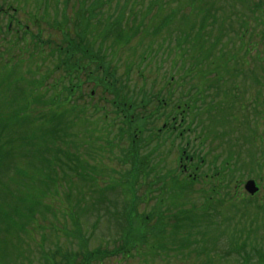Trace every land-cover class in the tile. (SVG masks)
Masks as SVG:
<instances>
[{"label":"rangeland","instance_id":"1","mask_svg":"<svg viewBox=\"0 0 264 264\" xmlns=\"http://www.w3.org/2000/svg\"><path fill=\"white\" fill-rule=\"evenodd\" d=\"M13 0H11L12 2ZM113 4L110 5L109 15L114 13L116 9V4L119 0H112ZM122 2L121 6L123 5L127 8V11L129 12L131 10V6L135 4L134 7H137L136 9L143 7L146 5H142V1L145 0H120ZM172 6V10H175V16L173 18L172 23L169 25L168 29H164V32H162L158 40H154L151 38H148L147 40L142 43V47L139 46L137 50L144 54L143 57V63L142 68H139L140 66H137L140 62L141 55H132L130 56V59L136 62H131L130 60L125 58V54L128 53V50H119L117 53V57L114 58L115 54L112 56L110 50L106 48V51L103 53V55L109 56L106 58L108 64H111L113 69H117V72H114L118 76H123L124 78L129 79V89L133 90L131 92H128L130 95L135 97V101L142 102L141 98V87L136 89L135 87L137 85L141 84V76L146 77L148 84L150 82L160 79V81H165L168 79V77L179 76L180 71H184L180 68V62L175 67L172 68L175 55L177 58H180V54L176 52L175 50V44L174 39H177L180 32L183 33L186 31V33H192L195 37H198L199 33L198 30L188 29V24H186L183 20L184 17L189 16L194 19L195 14H202L200 13L202 9L193 6L192 0H170ZM228 4L223 5H238L243 6L240 9H236L237 17H246L248 21V8L250 5H248L249 0H228ZM15 2L20 3V0H15ZM201 0L198 2V6H200ZM1 5V4H0ZM48 6V4H46ZM218 6H221L222 3L219 1L217 3ZM248 5V6H247ZM108 6V5H107ZM203 6V4H202ZM80 7V5H79ZM218 9V8H216ZM117 10V9H116ZM214 12V11H213ZM63 14V20L68 16L70 17L69 24L66 26V33H73L72 29V18H73V12L71 15H66L64 11ZM45 16V23L42 24L40 28H30L27 31L29 34L25 35L24 28L20 30V33L18 32L17 25L15 24L11 31L7 33V27L9 19L1 21L0 25L3 24V27H0V40H5L6 42H0V55L3 53V51H6L8 48H14L17 51H21L26 48L34 49L38 39L36 36L39 33L42 34V37L44 40L54 38V40L58 41L61 40L63 37L62 34H59L61 31L64 30V28L59 23L58 16H54L55 20L52 22L50 19L53 17L49 11L48 8H46V11L44 13ZM167 17V16H166ZM163 18V17H162ZM202 16H199V20L197 21L196 27H200L202 23ZM253 22L250 23V28L252 29V32L250 34L239 35L238 40L236 41V48L238 51H241L243 55L247 54V47L248 43L254 41V49L253 53H250L252 55V59L249 61V63L245 66H239V63H235L234 58L235 56L233 54H230L229 57H226L225 64L228 65L227 68H225L227 73L234 74L235 77L239 78V80L244 84L245 86V94L244 97L246 100L251 99V93L252 90L249 89V87L246 84V80H250V77L248 76L247 70L253 71V82H258V87L260 89V93L257 94L253 92V99L251 102H253L256 106L261 107L263 105L264 100V17H262L259 14L253 15ZM23 24V22H22ZM26 25V24H25ZM50 25V26H45ZM52 29L56 30L55 32L52 31ZM254 29V32H253ZM247 30L245 31V33ZM25 35V36H24ZM243 36V39L241 38ZM255 36V40L253 37ZM23 37V38H22ZM114 38V35L110 37V40ZM165 38V40H163ZM22 39V40H21ZM242 39V41H241ZM90 40L95 41L94 37H90ZM164 41V42H163ZM138 40L134 39L132 40L131 44L128 46L127 49H133L134 45H138ZM140 44V42H139ZM163 44L160 51L158 50L159 45ZM109 45V44H108ZM152 45H154V49H152ZM101 46L100 41H96V45H94V48L96 51H99ZM167 47L168 50H171V54L169 57H167ZM114 51H117L114 47ZM235 49V46H234ZM152 50V51H151ZM235 52V50H234ZM209 56L212 58V60L217 59V56L213 53H210ZM209 56L207 60L209 59ZM18 62L14 63H8L10 66L17 64ZM217 63H220L217 61ZM8 64H5L3 62H0V74L2 70V66H7ZM19 64V63H18ZM24 71L27 75H30L31 70L34 74H37V76L45 80L47 72L46 68L42 69L37 66V64L29 65L27 63H23ZM133 64V65H131ZM189 67V66H188ZM95 67H93L94 69ZM128 69L130 71L128 72ZM239 71V73H237ZM189 74L192 73V71H188ZM159 73V74H158ZM34 77V76H33ZM38 77H34L36 79H39ZM159 77V78H156ZM233 80L235 77L230 76ZM59 78V76H51L50 82L46 85V88L49 89L47 94H44V96L47 97V99H51L53 96H58L62 94L64 85L60 86L56 79ZM197 79L201 78L200 75H197ZM2 82V79H0V84ZM164 82V83H165ZM203 83L206 84V78L203 79ZM217 83H213L215 86H217ZM57 85V91L54 89H51V85ZM91 87V86H89ZM255 87V86H254ZM37 88V87H36ZM160 88V86H159ZM156 89V90H159ZM41 91L44 92V89L40 88ZM135 90V92H134ZM227 89L223 88L216 92H213V95H215L217 98H222V94ZM58 93V95H57ZM25 94V91L19 96L21 99V96ZM69 95L68 93H66ZM64 96V97H67ZM166 95V94H164ZM102 102L105 103V99L102 97ZM108 104V103H107ZM248 106L247 104H245ZM14 102L8 104V102H3L2 105H0V109L3 111L6 108H12L14 107ZM109 106L112 108L113 113L115 114L113 107L109 104ZM4 108V109H2ZM18 108V106L14 107ZM254 108V107H253ZM55 111L56 113L62 112L63 114H66L69 112V110H66L64 106H54L50 107L49 111ZM147 110V106H146ZM260 110V109H259ZM261 111V110H260ZM91 112V113H90ZM94 111L85 112L83 115H77L74 119L77 122H82V124H85L88 118H91ZM137 112H139V109H137ZM237 113V107H233L230 110L231 115H236ZM260 116L263 118L261 120L255 119V117H252L251 120V126H252V133L256 134L258 138L262 141H264V116L260 114ZM88 117V118H86ZM110 117H115V115L110 114ZM232 118V117H231ZM72 119V118H70ZM73 119V120H74ZM120 119V118H119ZM82 120V121H81ZM121 120V119H120ZM82 124L77 129L81 130L84 128H87V126L82 127ZM161 125V124H158ZM248 125L244 128V136L246 139V148L243 154H237L230 146H226L225 148H222V152L230 153L234 152L236 155L240 158V160L247 162L250 167V172L248 174V177L256 178V180L259 182L261 178H264V147L261 142L259 141H252L248 142L249 140H252V135L249 132H246L245 130L248 129ZM149 126H152V123L149 124ZM187 126H190L192 130L194 129V126H191V123L188 122ZM102 127V126H101ZM236 127V122L231 119V128L232 131ZM0 128H3L0 125ZM90 128V127H89ZM100 128V127H99ZM189 137L197 138V134L194 132L188 133ZM99 137H97L94 140H97ZM91 140L89 142L88 146L83 145V141H78L77 143L81 142V146L77 147L78 155L80 159L85 164L81 167V173L86 177L87 180L77 178L76 175L73 173H64L63 171H57V177L62 178L61 175H67L70 177L71 175H74L72 178L71 185L64 184L63 191L60 192V195L55 196L53 192H46L43 186H39L38 184H35L36 181H45L48 178H52L51 176H46L43 172H37L32 169H28L29 165L25 164V160L20 157V153L17 152L14 149L13 145H6L4 140V133L0 130V156H3L5 159L8 160V163L6 166L0 167V182L4 183L8 179L14 178L15 173H18L20 175H27L29 179H23L22 185H29L28 186V193L26 195V203L28 205H39L42 207V209H45L46 207L51 209V212H48L44 215H41L40 213H37V219L32 218V220L29 222L28 228H26V232L23 231V229L19 226L18 228L7 231L6 233L2 230H0V264H51L49 262V259H51V255L57 253L58 251L60 254L61 261L65 255H69L71 253L74 254H85L87 251H97V250H103L108 251L110 257L102 260V264H241L243 258L241 256H245L246 254L251 255V262L252 264H256L255 262L261 257L264 259V207L261 206V203L263 202V191L258 197L253 199L251 205L249 207L247 206L246 200L239 201L238 205L229 204V199L233 195V188L234 184L237 181L236 176L239 177V173L235 174V171H232L229 173L230 176H227L225 178V182L228 183L227 188L224 190L222 196L223 199H221V202L219 201V198L216 197L213 201V209L207 213L206 215H209V218L211 220H214V224L217 226L216 230L213 228V236L219 237L217 240V246L215 249L218 250L221 255V258L224 260L217 262H208L205 258H198L196 256H189L186 253L179 254L177 252H170L168 254H164L161 252H158L159 256H155L151 260V251H134L132 250L131 254L128 256L118 255V253H115L118 247L121 244V230L118 229L115 222L111 220V218L106 213V210L111 207V200L115 202V198L119 199L120 203H123L124 197H122L119 193H105L107 185L111 184L112 180L117 176V173H111L109 174L107 172L108 178L101 177L99 178V189L91 182L93 178V172H98L104 174L105 167L107 163H109L107 166H120L123 167L122 163L120 162L119 158L116 156L115 151L113 152V155L115 157H103L101 155V149H100V142ZM76 141V139H75ZM200 144L198 141L197 145ZM167 148V146H166ZM202 150L201 155L205 156L206 152L208 150L207 147H199ZM120 150V147L119 149ZM91 151L94 155L97 154V156H94L89 153ZM166 149L162 151V153H166ZM161 149H159V152L154 157H151V161H160V170L165 166L166 161L165 159H162ZM177 155V152L175 153ZM210 159V158H209ZM171 160V159H170ZM169 159H167V166L168 168L172 166L174 167V164L170 162ZM221 162V161H220ZM219 162V164H220ZM176 163V162H175ZM111 164V165H110ZM241 164V163H240ZM209 161L206 159V163H204L201 174H207L208 168H209ZM50 166H53V164H50ZM240 166V165H239ZM65 177L64 179H66ZM53 179V178H52ZM228 179L230 181L228 182ZM14 180L10 182V185L13 184ZM0 183V184H2ZM44 184V183H43ZM10 186L9 184H7ZM45 185V184H44ZM148 192H150V184H147ZM264 182L261 183V187L263 188ZM15 191H18L20 189H23L22 187H17L16 185L13 186ZM55 189L56 187L53 186ZM243 193L245 191H242ZM121 193V192H120ZM78 194L84 195L80 199H78ZM102 194L106 195L104 198H102ZM187 194V204L189 203L193 204L192 207H200L202 205V202L206 198V193L203 191L200 185L195 186H188V192ZM129 197V195H128ZM246 197H248L246 195ZM165 202L172 201L171 199L165 197ZM246 199V198H245ZM73 202H80L82 205L80 207L73 205ZM170 203L169 205H171ZM229 204V205H228ZM153 203H149L148 206L146 205H140L138 210L141 214H149L153 209ZM175 206L174 212L178 211V207L176 204L173 203ZM184 205V210H188L187 207ZM229 206V207H227ZM216 209L220 212V219L216 215ZM215 211V213H214ZM215 214L213 216L212 214ZM105 215V216H104ZM104 217V218H103ZM78 218V219H77ZM23 223V222H18ZM213 225V224H211ZM214 226V225H213ZM248 228L247 232L241 231L244 228ZM80 230V232H79ZM211 230V232H212ZM250 231H256V237L250 239L248 237V233ZM79 234L80 238H75L73 236L74 233ZM10 241V245L8 250H5L3 240L6 238L7 241ZM17 236L20 237L19 240H17ZM235 236V237H234ZM257 240V241H256ZM256 241V242H254ZM244 245H248V248H244ZM252 247L254 251L252 250ZM145 250V249H144ZM219 255V257H220ZM254 259V261H253ZM151 260V261H150ZM62 264H65L62 260ZM96 264H101L100 262H96ZM264 264V263H263Z\"/></svg>","mask_w":264,"mask_h":264},{"label":"trees","instance_id":"2","mask_svg":"<svg viewBox=\"0 0 264 264\" xmlns=\"http://www.w3.org/2000/svg\"><path fill=\"white\" fill-rule=\"evenodd\" d=\"M63 64L69 66V63L64 62ZM112 87H116L114 83H112ZM68 90L70 92V89ZM23 98L25 107L29 108H33L38 100H40V98H34L31 93L24 94ZM56 118L54 114H50L49 116L39 115L37 116V121L34 123L32 120H28L24 123L10 125L5 122L0 114V125L3 127L0 128V130L4 133L5 144L13 145L14 149L20 153V157L23 158L29 166H35L34 160H37L36 156L38 152L42 151L43 138L50 137L51 139L52 146L47 147L48 150L55 149L57 154L63 153L62 151H64L62 147L58 146L60 141L54 138V136H51L58 135L59 127L57 122H63L62 120L55 122ZM45 119H48V122L51 123L48 130L44 128V124L46 123ZM64 154L66 158H72L71 154ZM4 159L3 156H0L1 168L8 163V160ZM45 160L46 159H44V161ZM46 164H48V161ZM141 170L142 164L137 162L134 171L128 176V187L132 193H135V199L138 198L137 183L140 181L138 178L141 175ZM174 185L176 187L174 193H172L174 202H176V204L181 203L187 196L188 186L183 181H179L176 178L174 179L173 185L170 187H174ZM170 187L164 188L163 191L169 190ZM6 202V199H3L0 203V220L5 221L8 225L6 227L11 229L13 223L18 220L21 221L25 218V215H22L21 211H19V205L11 201L8 203ZM139 204L140 201L136 200V202L130 205L127 211L128 228L126 232H123V234H125L122 236L121 244L118 247L119 249L115 251L118 255L127 256L131 254L132 250L148 244L151 239L161 242L167 238L172 241L173 245H180L183 246V248L188 247L189 249L193 248L195 244L201 248L200 250L208 248L209 246L215 247L214 245L217 243V238L212 235V229L215 228L216 230L217 226L214 224V220L209 218V215L206 218L207 212H204V210L200 209L198 211L196 208L184 210V207L180 205L177 206L178 211L174 212L176 209L174 205L168 207L161 201H158L150 214L141 215L138 212ZM34 208L35 206L31 205V212L33 215L35 214ZM209 208L210 207L206 206L207 210H209ZM8 209H13L14 213H10ZM0 224L2 225L3 223L0 222ZM7 228L3 229L2 227L5 231ZM107 254H109L108 251L97 250L95 252L83 254L80 259L78 258L80 254L68 256L65 261L66 264H92L110 256ZM50 260L54 264L57 263L55 255L51 256Z\"/></svg>","mask_w":264,"mask_h":264},{"label":"flooded vegetation","instance_id":"3","mask_svg":"<svg viewBox=\"0 0 264 264\" xmlns=\"http://www.w3.org/2000/svg\"><path fill=\"white\" fill-rule=\"evenodd\" d=\"M77 2L78 0H20V3H17L15 0L12 2L11 0H0V20L3 21L8 18V24L13 26L15 23H20V19L18 17H14V14L21 13L22 15H27L31 24L38 28L45 23L44 13L46 8L49 9L51 15L53 16L50 19L52 22H54V16L56 15L60 19L59 22H61V20H63L62 12L64 11L66 15H71ZM46 4H48V6ZM185 113L186 112L183 111L182 118L180 120L181 124L186 120ZM171 120L175 122L176 119L172 116ZM173 130H175V127H172V131ZM187 145H189V143Z\"/></svg>","mask_w":264,"mask_h":264},{"label":"water","instance_id":"4","mask_svg":"<svg viewBox=\"0 0 264 264\" xmlns=\"http://www.w3.org/2000/svg\"><path fill=\"white\" fill-rule=\"evenodd\" d=\"M247 188H248V190H249V191H251V193H254L253 186H252L251 184H250V185H248V187H247Z\"/></svg>","mask_w":264,"mask_h":264},{"label":"bare ground","instance_id":"5","mask_svg":"<svg viewBox=\"0 0 264 264\" xmlns=\"http://www.w3.org/2000/svg\"><path fill=\"white\" fill-rule=\"evenodd\" d=\"M248 142H252V140H249ZM250 169V167H248Z\"/></svg>","mask_w":264,"mask_h":264}]
</instances>
